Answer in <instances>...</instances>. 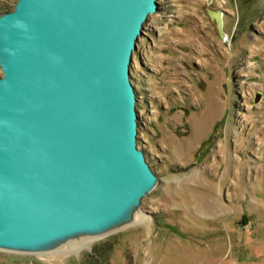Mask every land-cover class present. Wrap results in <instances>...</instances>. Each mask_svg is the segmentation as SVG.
I'll return each instance as SVG.
<instances>
[{
  "label": "rangeland",
  "instance_id": "1",
  "mask_svg": "<svg viewBox=\"0 0 264 264\" xmlns=\"http://www.w3.org/2000/svg\"><path fill=\"white\" fill-rule=\"evenodd\" d=\"M158 1L131 66L158 175L147 218L63 244L93 238L79 253L0 248V264H264V0Z\"/></svg>",
  "mask_w": 264,
  "mask_h": 264
},
{
  "label": "water",
  "instance_id": "2",
  "mask_svg": "<svg viewBox=\"0 0 264 264\" xmlns=\"http://www.w3.org/2000/svg\"><path fill=\"white\" fill-rule=\"evenodd\" d=\"M159 5L17 0L0 13L1 249L51 251L130 225L155 189L131 66ZM208 13L225 37L222 11Z\"/></svg>",
  "mask_w": 264,
  "mask_h": 264
},
{
  "label": "bare ground",
  "instance_id": "3",
  "mask_svg": "<svg viewBox=\"0 0 264 264\" xmlns=\"http://www.w3.org/2000/svg\"><path fill=\"white\" fill-rule=\"evenodd\" d=\"M219 16L222 19V22H223V30L225 32V29H224V15L222 13H219ZM225 37H226V32H225ZM139 213L140 212H138V211L135 212V214H134V220H133L132 224L138 223V222H142V221H144L147 218L146 215H144L142 213L139 214ZM92 239L93 238H86L84 240H80L77 244H72V245H69V246H65L66 245L65 244V245L59 246L58 248L60 249V252H65L63 254H66V255L72 254V253H79L82 249H84L86 246H89L91 244ZM58 248H56V249H58ZM56 249H54V250H56ZM51 251H53V250H51ZM43 252H47V251H43Z\"/></svg>",
  "mask_w": 264,
  "mask_h": 264
}]
</instances>
